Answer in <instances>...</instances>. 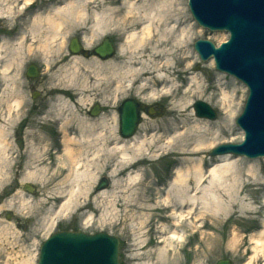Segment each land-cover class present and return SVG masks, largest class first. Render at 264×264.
Returning a JSON list of instances; mask_svg holds the SVG:
<instances>
[{
	"label": "rangeland",
	"instance_id": "374dc122",
	"mask_svg": "<svg viewBox=\"0 0 264 264\" xmlns=\"http://www.w3.org/2000/svg\"><path fill=\"white\" fill-rule=\"evenodd\" d=\"M49 1L54 3L57 0H36L33 8L35 10L30 8L22 17L20 12L29 4H24L21 0H0V8L3 11L15 8L13 17L0 18V42L7 41L10 48H18L19 44L13 46L12 44L17 43L20 34H22L20 32L28 35L30 24H32V16L44 11ZM110 6L116 7L117 5L113 2ZM186 8L188 9L187 16L193 18L188 7V0H186ZM47 26V24H43V30L39 34L41 37L39 43L32 44L30 39L25 41L23 49L31 45L34 48L33 54L27 58L25 57L19 68L14 66L6 68V61H0V88L3 86L1 76L5 73L9 83H11L10 85L16 88L24 103L8 138V143L12 148L10 152L13 160L8 167L4 168L3 175L0 176V230H4L8 224H12L15 228L13 232H18L19 236L14 240L13 237L5 234L6 232L0 234V264H6L10 260L9 253H15L18 250H24L23 254L25 256L37 252L35 262L37 264L41 243L53 232L59 230L107 233L120 240L119 257L121 264H141L148 261V256H145L147 259L143 260L133 259L135 254L138 253L150 255L152 261L156 263L161 250L168 248L166 247L167 243L162 240L169 238L171 235L175 218L168 209H163L162 205L157 203L159 196L156 194L155 189L168 184L180 163V156L175 153L161 152L157 159L142 161L135 167L128 169L124 175L115 178L110 175L112 172L111 167L108 166L109 168L100 170L95 182L92 184L89 196L85 198L90 201V204L87 207L71 211L69 214L58 218V222L54 223L52 217L61 204L56 191L66 175L60 170L64 142L62 129L56 123L49 121L51 118L47 115L60 96L69 102L70 113L72 112V116L74 115L71 125L76 127L79 117L93 122H101L104 119L106 126L111 128L116 115L117 133L122 138L119 132L117 107L124 99L135 98L149 105V108L156 109L154 114L143 113L142 115V122L136 134L145 136L144 126L163 127L164 123L167 124L178 117L172 109L173 105L182 99V93L179 91L174 97L145 100L146 93H139L138 91L140 83L132 84L130 91L121 93L118 91V74L117 72L114 73L112 67L103 63L100 66L97 63L99 59L94 56L86 58L83 54L71 55L68 51L69 41L73 37H78L87 51H91L104 38L108 37L116 45L117 51L114 57L105 60L107 62L104 63L116 62L119 46L128 33L120 36L117 31L109 30L96 38L89 46H85L82 41L84 36L82 31L74 30L65 35L64 38L54 41L51 33L44 31L47 30ZM196 26L195 40L189 47L193 57L191 68L202 76L206 86L211 84V88L203 96L195 97L190 102L186 114L192 120L197 118L192 105L195 101L201 100L211 106L217 113L216 119L207 120L213 123L218 122L224 115V111L219 105L220 92L215 88L217 84L214 82L218 77H224V80L228 82L227 88L233 89L236 86L238 87L239 98L244 95L241 110L231 123L232 128L225 131L214 147L222 143L238 144L243 140L244 132L236 120L244 109L248 97V88L231 75L221 73L215 67L211 69V59L202 61L198 55L199 60H197L194 54V52L197 53L194 49L196 40L209 39L218 45L225 41L229 34L227 32H211L201 28L198 24ZM45 39H47L50 48L64 42L59 56L50 48L48 53L40 49L39 46ZM74 56L79 57L76 66L74 65L76 60ZM30 63L38 65L41 71V75L35 81L28 80L25 75L26 68ZM177 67L180 69L181 65ZM73 70H76L77 77L73 80L67 79L65 77L66 73L73 72ZM173 71L175 69L165 73L177 80L181 91L185 90L182 73L180 75ZM158 81H154L151 86L161 90L165 83ZM34 93H37L35 97H33ZM95 103L101 106L102 113L93 117L89 114V111ZM96 128L100 129L101 125H97ZM34 132L44 137L45 140L35 144L39 154L35 159L28 162L26 151L28 143L32 141L30 134ZM109 133L108 135H110ZM171 135V133H165L163 140L158 145L164 144L167 137ZM211 149H208L205 154L207 169L212 166V162L218 157L209 155ZM92 150L93 148L84 156L85 161L92 158V155H90ZM240 158L243 160L241 167L247 166V162L256 163L257 176L264 179V157L249 159L240 156ZM44 167L48 168L46 173L40 171ZM35 170H39L41 174L29 179L27 174ZM58 170H60V174L52 177ZM137 170L142 174L141 185L150 183L151 186L143 194L133 196L129 191H124L122 186L117 187V185L112 184L113 180L124 183L128 175L137 172ZM103 177L107 178L110 183L106 189L107 195L99 193L101 191H95L97 184ZM25 184L33 185L35 187L34 191L32 193L26 192L23 188ZM115 197L118 199L119 205L117 206L118 215L114 218L111 215L106 216V214L112 211L111 203ZM240 197V205L235 207L231 213L220 212L219 218H213L209 213H206L205 216L208 221L206 227H204L205 219H200L197 222H194L193 218L187 219L184 226L178 228L181 231L182 240L173 241L174 250L162 262L165 264H215L218 260L229 259L234 264H249V261H251V264H264V251H259L254 257L255 249L251 241L253 234L264 230V187L248 186L243 189V194ZM242 198L244 199L242 200ZM249 206L254 209H249ZM245 207L249 211H247L248 209L244 210ZM243 210L245 212H242ZM103 213L106 216L105 220L101 219ZM90 215L92 221L85 223ZM142 221L143 224H141ZM164 229H167V232L161 233L160 231ZM234 231L240 235L236 243L232 242ZM140 245H142L141 248Z\"/></svg>",
	"mask_w": 264,
	"mask_h": 264
},
{
	"label": "bare ground",
	"instance_id": "6f19581e",
	"mask_svg": "<svg viewBox=\"0 0 264 264\" xmlns=\"http://www.w3.org/2000/svg\"><path fill=\"white\" fill-rule=\"evenodd\" d=\"M21 1L24 4H31L33 0ZM113 2L117 5L116 7L110 6ZM14 9L13 7V9L3 11L0 8V18L13 17ZM187 15L186 0H57L54 3L49 1L44 11L32 16L28 35L20 32L22 34H20L17 43L12 44V46L19 44L18 48H10L7 41L0 42V61H6V68L11 66L19 68L23 59L33 54L34 48L31 45L23 49L25 41L30 39L32 44L39 43V38H41L39 34L43 30L44 23L48 25L47 30L44 31L51 33L54 41L64 38L74 30L82 31L84 34L82 41L85 46H89L96 38L109 30L117 31L120 36L128 33L119 46L116 62L111 61L106 64L105 60L109 59H101L94 54V57L103 61L97 60L100 66L103 63L112 67L114 73L117 72L118 91L121 93L130 91L132 84L140 83L138 91L146 93L145 100L174 97L179 91L182 93V99L176 102L172 109L178 117L167 124L164 123L163 127L144 126L145 136L135 134L130 138L122 136L120 138L117 133L116 115L111 128L106 126L104 119L101 122H93L79 117L77 126L74 127L71 125L74 115L72 116V112L70 113L69 102L60 96L47 115L51 118L49 121L56 123L62 129L64 142L60 170L66 175L56 191L61 204L52 217L54 223L58 222V218L71 211L87 207L90 204V201L85 198L89 196L92 184L100 170H104L108 166L111 167L110 175L115 178L124 175L128 169L142 161L157 159L161 152L175 153L180 156V163L168 184L155 189L159 196L157 203H160L163 209H168L175 218L171 235L162 240L167 243L166 247L168 248L161 250L156 263L152 261L150 255L135 254L133 257L135 260L147 259L145 256H148V261L141 264H165L162 261L174 250L173 241L182 240L181 231L178 228L184 226L187 219L193 218L194 222L205 219L204 227H206L208 225L206 213H209L213 218H219L220 212L223 211L226 214L231 213L235 207L240 205V195L243 194L244 188L248 186L264 187V179L257 176L256 163L247 162V166L241 167L243 160L238 155L233 156L229 153L220 155L215 158L210 168H206L205 154L207 150L213 148L225 131L232 128L231 123L241 110L244 94L239 98L238 87L227 88L228 82L220 76L215 79L214 83L217 84L215 88L220 92L219 105L224 111L221 119L213 123L198 117L196 113L197 118L194 120L186 114L190 102L195 97L203 96L211 88V84L206 86L202 76L191 68L193 57L189 47L195 40L197 24L193 18H189ZM63 45L64 42L50 48L47 39H45L39 47L46 53L50 48L59 56ZM83 50L85 49L82 46L81 51ZM194 54L199 60L198 54L195 52ZM74 57L76 66L79 57ZM213 62L211 59V69L215 67ZM180 65L181 67L178 69L177 66ZM174 69L173 72L180 75L182 73V82L186 88L183 91L180 90L177 80L165 73ZM216 75L218 76V74ZM65 77L73 80L77 77L76 70L66 73ZM1 79L3 86L0 88V176L3 175L4 168L8 167L13 160L8 138L24 105L16 88L10 85L7 74L4 73ZM156 80L165 83L161 90L151 86ZM195 102L192 105L193 110H195ZM142 110L147 114L156 112L149 107L142 108ZM97 125H101V128L97 129ZM165 133L172 135L167 137L164 144L158 145L163 140ZM30 137L32 141L28 143L26 151L28 162L39 154L35 144L45 140L37 132L31 133ZM92 148L90 154L92 158L85 161L84 156ZM60 170L56 171L52 177L60 174ZM40 171L46 173L48 168L44 167ZM41 172L35 170L27 175L30 179ZM141 175L137 170V172L128 175L124 183L113 180L112 184L117 187L122 186L124 191H129L133 196H139L151 187L150 183L141 185ZM107 188L99 193L107 195ZM123 190L121 191L124 192ZM135 201L137 202L136 198ZM111 205L113 209L106 216L111 215L115 218L118 215L117 206L119 205L116 197ZM246 209L248 208L245 207L244 210ZM249 209L253 210L254 208L249 206ZM244 210L242 212H245ZM106 216L103 213L101 219L105 220ZM91 221L92 216L90 215L85 223ZM14 229L12 224H8L7 228L0 230V234L6 232L5 234L15 240L19 235L18 232H13ZM160 232L166 233L167 229ZM239 238V233L234 231L232 242H238ZM251 241L254 244L255 257L259 251H264V230L253 234ZM23 252L24 250L10 252V260L6 264H35L37 252L27 256Z\"/></svg>",
	"mask_w": 264,
	"mask_h": 264
},
{
	"label": "water",
	"instance_id": "95a60500",
	"mask_svg": "<svg viewBox=\"0 0 264 264\" xmlns=\"http://www.w3.org/2000/svg\"><path fill=\"white\" fill-rule=\"evenodd\" d=\"M195 19L210 30H228L232 38L220 48L209 40H198L195 48L203 60L214 56L217 68L235 74L250 88V96L237 123L244 130L246 139L241 144H225L211 151L210 155L234 153L249 158L264 156V0H190ZM82 46L77 38L70 41L71 54H80ZM101 59L115 53L113 45L105 39L93 49ZM85 56L88 53L85 52ZM39 75L35 65H30L27 76ZM37 93L33 94L35 97ZM144 105L135 99H126L118 108L120 134L124 138L135 134L141 122ZM194 109L199 117L216 118L215 111L203 101H197ZM101 112L95 105L90 114ZM109 186L102 178L96 191ZM32 192V185H24ZM119 240L103 232L89 234L82 231H60L46 239L40 249L38 264H119ZM216 264H233L228 259Z\"/></svg>",
	"mask_w": 264,
	"mask_h": 264
},
{
	"label": "flooded vegetation",
	"instance_id": "af4514ba",
	"mask_svg": "<svg viewBox=\"0 0 264 264\" xmlns=\"http://www.w3.org/2000/svg\"><path fill=\"white\" fill-rule=\"evenodd\" d=\"M146 109H148V108H146Z\"/></svg>",
	"mask_w": 264,
	"mask_h": 264
}]
</instances>
